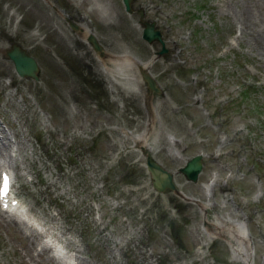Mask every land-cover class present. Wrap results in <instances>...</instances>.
<instances>
[{"label": "rangeland", "instance_id": "rangeland-1", "mask_svg": "<svg viewBox=\"0 0 264 264\" xmlns=\"http://www.w3.org/2000/svg\"><path fill=\"white\" fill-rule=\"evenodd\" d=\"M36 1L0 0V160L26 212L0 209V264H264V42L238 14L253 0ZM70 21L101 46L84 44L92 67L70 56L85 42ZM13 42L37 79L14 72ZM198 152L193 182L178 167ZM146 156L175 190L153 187Z\"/></svg>", "mask_w": 264, "mask_h": 264}, {"label": "water", "instance_id": "water-1", "mask_svg": "<svg viewBox=\"0 0 264 264\" xmlns=\"http://www.w3.org/2000/svg\"><path fill=\"white\" fill-rule=\"evenodd\" d=\"M129 1L130 0H123L126 9L129 10ZM143 37L148 40L153 38L161 39L160 32L158 30L153 29V23L145 22V27L143 29ZM15 50L8 52L10 58H12L14 65L17 71L22 75H32L36 77L35 71L37 69L36 63L31 56H28L24 51L20 50V48L14 46ZM148 80L149 86L158 91V88L155 86V81L148 75L145 76ZM147 167L150 170L152 177H153V184L154 186L162 190L164 187L168 186L169 188L173 189L174 185L172 183V175L170 172L161 168L156 162L150 161L149 159L146 160ZM201 168L200 156H195L191 160H189L183 167L180 168V171L187 177L192 180L196 179L197 173Z\"/></svg>", "mask_w": 264, "mask_h": 264}, {"label": "bare ground", "instance_id": "bare-ground-1", "mask_svg": "<svg viewBox=\"0 0 264 264\" xmlns=\"http://www.w3.org/2000/svg\"><path fill=\"white\" fill-rule=\"evenodd\" d=\"M260 2L261 1V5L260 3H257V2ZM253 4L256 6V8H259V12L257 14H252V17H249L251 14H250V11H245L247 14H245L242 10L240 11V14L241 16L243 17H246L248 20H250L251 22H248L246 19H243L240 21L241 23V32H242V36L244 37H248L251 39H253L256 43H260L262 44L264 42V16H263V12L261 11L260 7L261 8H264V0H253ZM246 6V5H245ZM249 7V6H248ZM241 9V8H240ZM251 10V9H250ZM249 15V16H248ZM252 41V40H251ZM264 44V43H263ZM262 44V45H263ZM79 58V57H78ZM80 59V58H79ZM81 60V59H80ZM147 63V62H146ZM10 67V66H9ZM148 67V66H147ZM10 69V68H9ZM15 72V71H14ZM111 74V73H110ZM115 83V82H114ZM139 84V82H138ZM0 133H2V137L3 138H0V142L2 143V146H4L5 144L3 143L4 140L6 138H8V136L5 134V131L3 130V128L0 126ZM7 140V139H6ZM9 142V141H8ZM139 142V141H138ZM11 143V142H10ZM12 146V145H11ZM14 149V148H13ZM0 151H1V146H0ZM11 151V150H10ZM4 152V151H3ZM1 153V152H0ZM11 154V152H10ZM9 154V155H10ZM1 155V154H0ZM3 156V155H2ZM22 156V155H21ZM4 157V156H3ZM1 158V157H0ZM6 158V157H5ZM22 158V157H21ZM10 161L12 160L11 158H9ZM14 160V159H13ZM17 160V159H16ZM8 161V160H7ZM18 161V160H17ZM12 162V161H11ZM9 163V162H8ZM16 162L12 163V166H15L16 167ZM10 164V163H9ZM5 165L7 168H9L10 170L11 169V166L10 165ZM2 164H0L1 166ZM3 170V169H2ZM15 176V174H14ZM16 177V176H15ZM18 201H20L18 199ZM16 203V205L10 207V208H13L14 210H18V209H21V201ZM73 256V255H72ZM75 256V255H74ZM77 257H79L78 255H76Z\"/></svg>", "mask_w": 264, "mask_h": 264}, {"label": "flooded vegetation", "instance_id": "flooded-vegetation-1", "mask_svg": "<svg viewBox=\"0 0 264 264\" xmlns=\"http://www.w3.org/2000/svg\"><path fill=\"white\" fill-rule=\"evenodd\" d=\"M28 6H30V5H28ZM68 25H69V28H70V30H72L74 33H75V31L74 30H76V29H78V27L77 26H75L76 24H74V23H72L71 21L70 22H68ZM75 26V28L73 29V27ZM77 36H79V38L81 39V40H84L83 39V34H82V30L80 29V31H79V34H77V33H75ZM84 44H85V42H83V41H81V42H79V43H72V45L70 46V56H74L77 60H78V63H79V65L81 64V65H84V63H85V57L87 56V55H89V53H87V54H85V53H83V51H82V49H83V47H84ZM81 59H79V58Z\"/></svg>", "mask_w": 264, "mask_h": 264}, {"label": "snow or ice", "instance_id": "snow-or-ice-1", "mask_svg": "<svg viewBox=\"0 0 264 264\" xmlns=\"http://www.w3.org/2000/svg\"><path fill=\"white\" fill-rule=\"evenodd\" d=\"M9 190V177L7 175L3 178V193L7 195Z\"/></svg>", "mask_w": 264, "mask_h": 264}, {"label": "trees", "instance_id": "trees-1", "mask_svg": "<svg viewBox=\"0 0 264 264\" xmlns=\"http://www.w3.org/2000/svg\"><path fill=\"white\" fill-rule=\"evenodd\" d=\"M244 91H245V89H244ZM242 94H244V92L242 91Z\"/></svg>", "mask_w": 264, "mask_h": 264}]
</instances>
